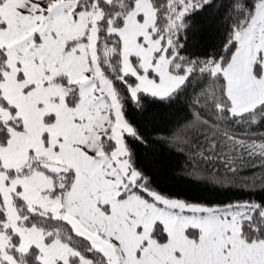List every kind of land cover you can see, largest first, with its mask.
Here are the masks:
<instances>
[{
  "label": "snow or ice",
  "instance_id": "snow-or-ice-1",
  "mask_svg": "<svg viewBox=\"0 0 264 264\" xmlns=\"http://www.w3.org/2000/svg\"><path fill=\"white\" fill-rule=\"evenodd\" d=\"M257 193L264 0H0V264H264Z\"/></svg>",
  "mask_w": 264,
  "mask_h": 264
},
{
  "label": "trees",
  "instance_id": "trees-1",
  "mask_svg": "<svg viewBox=\"0 0 264 264\" xmlns=\"http://www.w3.org/2000/svg\"><path fill=\"white\" fill-rule=\"evenodd\" d=\"M203 24L207 28V31L204 34V38L207 44L214 45L219 39V36L215 30V25L209 28L207 20L203 21ZM203 50H204L203 47L193 49V51H197V52H202ZM160 151L162 154V158L165 159L169 163L170 167L177 168L180 165V163H182L180 157L172 156L162 149ZM181 191H183V193L187 197L197 198V199L225 200V199H246L247 198L245 194H242L239 192L216 193V192H211L209 190H206L204 188H196V187L182 188ZM255 198L256 199L264 198V194L257 193Z\"/></svg>",
  "mask_w": 264,
  "mask_h": 264
}]
</instances>
